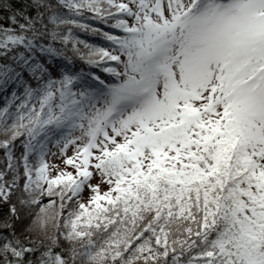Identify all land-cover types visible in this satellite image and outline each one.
I'll return each instance as SVG.
<instances>
[{
  "label": "snow or ice",
  "instance_id": "snow-or-ice-1",
  "mask_svg": "<svg viewBox=\"0 0 264 264\" xmlns=\"http://www.w3.org/2000/svg\"><path fill=\"white\" fill-rule=\"evenodd\" d=\"M0 264H264V0H0Z\"/></svg>",
  "mask_w": 264,
  "mask_h": 264
}]
</instances>
